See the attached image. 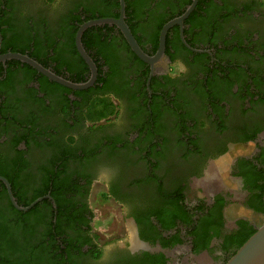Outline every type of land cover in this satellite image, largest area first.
Here are the masks:
<instances>
[{
    "label": "flooded vegetation",
    "instance_id": "flooded-vegetation-1",
    "mask_svg": "<svg viewBox=\"0 0 264 264\" xmlns=\"http://www.w3.org/2000/svg\"><path fill=\"white\" fill-rule=\"evenodd\" d=\"M192 1L124 0L123 22L144 55L158 56L162 29ZM119 17V0H0V55H25L65 81L86 83L92 73L77 51V30L89 20ZM81 39L95 67L85 89L60 85L16 59L0 62V178L11 181L17 206L41 199L19 210L0 181V232L13 248L2 259L158 264L161 253L169 264V253L183 250L185 259L215 254L223 264L221 237L211 232L207 249L195 252L181 216L163 230L156 215L174 211L182 197L194 224L203 214L218 216L219 236L234 234L240 220L255 229L264 223V212L247 204L240 166L242 160L264 162V3L197 0L182 25L167 30L163 54L150 62L113 24L88 28ZM90 111L96 117L89 121ZM231 149L245 152L225 164L237 196L217 185L205 196L214 180L208 169L217 162L224 167ZM93 186L104 187L119 206L133 227L130 241L99 240L89 199ZM217 201L222 204L215 215ZM232 204L262 220L240 218L227 230L225 212ZM171 241L179 243L162 247Z\"/></svg>",
    "mask_w": 264,
    "mask_h": 264
},
{
    "label": "trees",
    "instance_id": "trees-1",
    "mask_svg": "<svg viewBox=\"0 0 264 264\" xmlns=\"http://www.w3.org/2000/svg\"><path fill=\"white\" fill-rule=\"evenodd\" d=\"M99 1H103V0H99ZM115 8L116 9L118 8V4H116ZM128 10L129 9L127 6L125 9L126 13L128 12ZM103 13H106V11H102V16H103ZM83 22L84 21H82L81 23ZM77 28L78 27H76V29ZM92 29H95V28H92ZM75 31L68 36L66 43L68 44L69 48H74ZM81 41L83 40L81 39ZM253 161L256 162V164H254ZM263 164H264L263 158H254L252 159V161L242 160L240 164L241 171L245 179L244 189L250 194L247 204L251 208H253L255 212H258V213L264 212V166ZM258 165L261 167H258ZM8 182L11 183L10 180ZM19 204H20L19 206L28 205V203L27 204L19 203ZM221 204H222V201H217L214 206V210L212 209L215 215L217 214V211H218L217 207H220ZM173 206H174V211H172L171 213H161V214L156 215V220L158 224L161 226V228L163 230L173 228L174 223L172 219H174L177 216H181L179 218L181 220V223L185 226H188V230H187L188 236L193 237L192 245H193V251L195 252L199 250L207 249V245H208L209 239L211 238L210 235L212 232L214 236L221 237L222 239L223 244L220 246V249L222 250L224 249V253H227L224 263L228 260V258H230L236 252L238 248H240L243 245V243L252 234L255 233V230H256L255 228H253V226L249 225L247 221L240 220L236 223V226H238V230L234 234H224V236L223 235L219 236L218 226H219L220 220L217 215H216L217 219L215 218L210 219L209 216H206V214H203L201 217L197 219L196 223L194 224L191 220V217H188L189 209L187 210V208L190 207V205L188 204L185 205V202L182 197L176 199L173 202ZM199 208L200 207L195 208V210L199 211L200 210ZM13 211L16 212L14 208H13ZM18 215L22 217L29 216L28 214H23V213H18ZM174 243H179V241L177 242L171 241L168 244L162 243V247H166L167 245L170 246V245H173ZM230 247L233 248V251L231 253L228 252V249ZM11 248L12 247H10L6 241V232L2 230L0 232V264H12V263L5 262L4 259H2L1 257V254L3 253H7V252L12 253L13 250H11ZM155 257H158L156 259L158 264H166L167 259L163 256V254L159 253L158 255H155ZM22 260H24V258H22Z\"/></svg>",
    "mask_w": 264,
    "mask_h": 264
},
{
    "label": "rangeland",
    "instance_id": "rangeland-1",
    "mask_svg": "<svg viewBox=\"0 0 264 264\" xmlns=\"http://www.w3.org/2000/svg\"><path fill=\"white\" fill-rule=\"evenodd\" d=\"M264 3V0H261ZM176 68V67H175ZM180 70V69H179ZM96 115V114H95ZM93 111L87 112L88 120H94L95 116ZM264 137V136H263ZM244 151L238 149H231V152L224 157V167L219 165L220 162H217L218 165L212 163L211 167L208 169L209 174H213V181L210 183L212 186L209 187L210 190L205 192V196H208L212 192L213 186H219V190H224V192L231 193L234 196L236 195L237 185L234 180L229 178L228 175V166H225L226 163L231 162L234 158ZM222 160V159H220ZM216 176V177H215ZM202 193V191H200ZM90 202L93 211V227L95 231L99 235V240L101 242H108L110 240L118 239L124 237L120 242L123 243L131 240V233L133 231V227L129 226V222H125L123 219V215L121 214V210L118 205L110 200V198L106 194V190L104 187H96L93 186L90 193ZM226 229L232 230L235 225L234 222L240 218H245L251 220L253 222H259L262 219L260 216L253 214L252 212H248L244 209H241L238 204H232L226 208ZM131 225V224H130ZM171 258L169 264H218L219 260L214 254L210 257L209 254H200L193 256L191 258H183V250H176L175 252L169 253Z\"/></svg>",
    "mask_w": 264,
    "mask_h": 264
},
{
    "label": "water",
    "instance_id": "water-1",
    "mask_svg": "<svg viewBox=\"0 0 264 264\" xmlns=\"http://www.w3.org/2000/svg\"><path fill=\"white\" fill-rule=\"evenodd\" d=\"M120 2V17L119 19H95V20H89L81 24L76 32L75 36V45L77 48V51L79 55L82 57L86 65L90 68L92 77L91 79L82 84H73L68 81H65L61 77L56 76L53 74L50 70L42 67L40 64H38L36 61L30 59L29 57L21 54H15V53H9L5 55H0V62H5V60L9 59H16L23 63H26L30 67H32L34 70H36L38 73L42 74L43 76L47 77L48 79L73 89H85L92 85L94 79H95V67L92 63V60L85 54L82 44H81V37L85 30L88 28L94 27V26H100L104 24H113L116 25L126 38L129 46L131 49L136 53V55L141 58L142 60H145L147 62H150L152 60L159 59V57L163 54V48H164V39L167 30L173 26V25H182V21L188 16V14L193 10L194 6L196 5L197 0H193L192 4L189 5L183 15H181L179 18H176L172 21H170L168 24L164 26L160 33V50L158 53V56L156 58L150 59L146 55H144L138 46L136 45L134 39L132 38L128 28L123 22L124 17V0H119ZM0 181H2L8 190L9 198L14 205L15 208L19 210H28L32 206H34L38 201L41 199H38L31 203L29 206L25 208H20L17 206V204L14 201V198L12 197L10 186L8 182L0 178ZM224 264H264V223L256 228L255 233L252 234L244 243L243 245L236 250V252L228 258V260Z\"/></svg>",
    "mask_w": 264,
    "mask_h": 264
}]
</instances>
